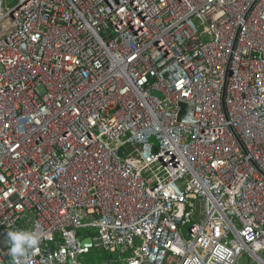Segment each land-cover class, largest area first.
<instances>
[{
    "label": "built area",
    "instance_id": "2783aa9c",
    "mask_svg": "<svg viewBox=\"0 0 264 264\" xmlns=\"http://www.w3.org/2000/svg\"><path fill=\"white\" fill-rule=\"evenodd\" d=\"M3 3L0 264H264V0Z\"/></svg>",
    "mask_w": 264,
    "mask_h": 264
},
{
    "label": "crops",
    "instance_id": "0c3cea01",
    "mask_svg": "<svg viewBox=\"0 0 264 264\" xmlns=\"http://www.w3.org/2000/svg\"><path fill=\"white\" fill-rule=\"evenodd\" d=\"M94 251L99 250L100 254H93ZM82 261L85 264H126L124 256L119 252H104L96 244L92 245L89 252L82 256Z\"/></svg>",
    "mask_w": 264,
    "mask_h": 264
},
{
    "label": "water",
    "instance_id": "95a60500",
    "mask_svg": "<svg viewBox=\"0 0 264 264\" xmlns=\"http://www.w3.org/2000/svg\"><path fill=\"white\" fill-rule=\"evenodd\" d=\"M1 4H2V0H0V10H1ZM22 4V3H20ZM181 106V111L179 113L178 116V120L179 121H183V122H189V123H194L195 120L192 116V114L189 112V109L192 107L189 104L186 103H180ZM158 151V148H154V152L156 153ZM84 243L86 245H89L90 247L92 246V240L91 239H87L84 241ZM0 245L3 249H8L11 245V238L9 236V234L7 233V231L3 228L0 227Z\"/></svg>",
    "mask_w": 264,
    "mask_h": 264
},
{
    "label": "clouds",
    "instance_id": "9594fccd",
    "mask_svg": "<svg viewBox=\"0 0 264 264\" xmlns=\"http://www.w3.org/2000/svg\"><path fill=\"white\" fill-rule=\"evenodd\" d=\"M10 237L13 241V246L11 249L13 256L24 254L25 251L23 247L24 244H26L28 247H32L35 243V241L32 238H25L22 240L21 234L19 233H10Z\"/></svg>",
    "mask_w": 264,
    "mask_h": 264
},
{
    "label": "rangeland",
    "instance_id": "374dc122",
    "mask_svg": "<svg viewBox=\"0 0 264 264\" xmlns=\"http://www.w3.org/2000/svg\"><path fill=\"white\" fill-rule=\"evenodd\" d=\"M18 2V0H4V3L3 5L4 6H14L16 5ZM96 229H93V232H95ZM88 232V229L85 228L82 230V234H86ZM101 248V247H100ZM102 249V248H101ZM95 248L93 247V254H100V251L99 250H96L94 251ZM104 252H106L104 249H102ZM252 262V258L249 256V254L244 251L240 257L238 258L237 260V263L236 264H250ZM252 264H258L257 262H252Z\"/></svg>",
    "mask_w": 264,
    "mask_h": 264
}]
</instances>
